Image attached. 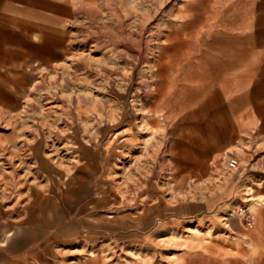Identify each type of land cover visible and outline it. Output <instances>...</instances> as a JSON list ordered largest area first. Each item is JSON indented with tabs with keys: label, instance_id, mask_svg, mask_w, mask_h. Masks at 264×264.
Segmentation results:
<instances>
[{
	"label": "rangeland",
	"instance_id": "374dc122",
	"mask_svg": "<svg viewBox=\"0 0 264 264\" xmlns=\"http://www.w3.org/2000/svg\"><path fill=\"white\" fill-rule=\"evenodd\" d=\"M158 3L117 0V10L86 11L59 36L0 25V153L20 164L0 166V264H76L92 252L177 264L180 245L166 240L231 237L243 231L237 205L253 212L262 200L241 140L204 169L184 168L194 165L184 147L230 134L222 108L147 123L159 39L149 43L142 18H159Z\"/></svg>",
	"mask_w": 264,
	"mask_h": 264
},
{
	"label": "crops",
	"instance_id": "0c3cea01",
	"mask_svg": "<svg viewBox=\"0 0 264 264\" xmlns=\"http://www.w3.org/2000/svg\"><path fill=\"white\" fill-rule=\"evenodd\" d=\"M112 8L117 10V0H0V25L59 36L75 26L84 12L104 13ZM158 11L159 18L156 14L151 19L147 15L142 18L144 25L152 26L149 43L159 39L151 57L154 83L161 87L166 82L174 72L175 59L199 58L189 69L196 78L191 84L184 78L179 86L183 107L173 120L192 109L195 114L205 115L220 107L230 128L229 135L217 137L212 144L195 140L194 147H184L188 157L185 162L194 164L184 168L204 169L210 154L241 140L248 147L244 154L247 168L252 171L249 176L262 183L256 187L262 196L258 211H251L252 223L243 225V231H232L226 238L204 236L201 244L185 245L191 235L166 241L180 245L177 264H264V175L259 174L264 172V0H162ZM166 37L175 40L160 50ZM152 52L147 51V58ZM184 65L187 70L188 63ZM228 68L237 71L230 75L217 73ZM79 260L81 264H169L153 255L126 263L103 257Z\"/></svg>",
	"mask_w": 264,
	"mask_h": 264
},
{
	"label": "bare ground",
	"instance_id": "6f19581e",
	"mask_svg": "<svg viewBox=\"0 0 264 264\" xmlns=\"http://www.w3.org/2000/svg\"><path fill=\"white\" fill-rule=\"evenodd\" d=\"M160 3L162 2V0H159ZM175 39L172 38H168L166 37L164 40H162L161 44H160V50H162L163 45L167 44V43H171L173 42ZM252 59V58H251ZM194 60L195 61H199V58H186V59H175L173 61L172 66L174 67V72H170L169 77H167L166 82L164 84L161 85V87H158L159 84H155V88L158 89V96L155 99V101L150 105L149 107V120L147 121V123H155L156 125L159 124L160 121H164V122H170L171 120H173L177 114L182 110V103L183 101L179 99V95H181V90H179V86L183 83L184 78L188 80L187 84H191L192 81L196 78L195 76H193L190 72V68H193L192 65L194 64ZM241 62V58L238 60ZM188 63V67L187 70H185L184 68V64ZM237 71L236 68H228V69H222V70H218L217 73H221V74H226V75H230L231 73H235ZM180 74V77H178L177 75ZM158 80V79H157ZM181 82V83H179ZM195 93H198L199 90L198 89H193ZM101 109V108H100ZM83 111V105L78 103L76 105V109L70 110L68 112V116L71 120V122H73L75 120L76 117H79L81 112ZM99 108L98 111L99 112ZM85 129V128H84ZM68 130V129H67ZM76 131V130H75ZM40 135L39 131L37 132V135ZM56 148L52 149L51 151L56 152ZM3 152L0 153V166H4V164H9L10 166H12L13 168L19 167L18 165H20L18 162L15 164H11L10 161V157L8 155V153L5 150H2ZM5 169V167H3ZM71 170L69 169L68 172H70ZM8 172V171H7ZM72 179H74V177H72ZM72 193H75V189L72 187L71 189ZM98 196V195H97ZM103 201V198H96L94 200V205H98ZM160 207L157 206L155 207L156 210H158ZM258 207H255L253 210V214L257 213ZM153 208H147L145 209V212L142 216H140L139 218H137L135 225L138 226V224H140L143 220H146L147 218L150 217L151 213L153 212ZM231 215V214H230ZM111 215H108V220L110 221ZM58 219V216H57ZM139 221V222H138ZM202 237L197 234L194 233L191 235V239H186L185 240V245L188 244H201L203 241L201 239ZM86 244V243H85ZM85 258H101V255H96L93 254V252L88 255ZM177 262V259H176ZM77 264H81L80 262Z\"/></svg>",
	"mask_w": 264,
	"mask_h": 264
},
{
	"label": "built area",
	"instance_id": "2783aa9c",
	"mask_svg": "<svg viewBox=\"0 0 264 264\" xmlns=\"http://www.w3.org/2000/svg\"><path fill=\"white\" fill-rule=\"evenodd\" d=\"M238 160L233 157H229L226 160V167L228 170H236L238 168ZM236 216L241 220L242 224L246 227L250 226L252 223V213L249 209L248 204L245 202L237 205Z\"/></svg>",
	"mask_w": 264,
	"mask_h": 264
}]
</instances>
